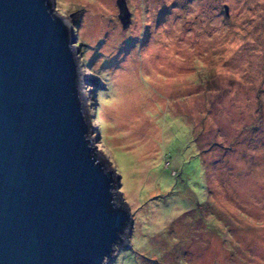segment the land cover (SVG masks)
Masks as SVG:
<instances>
[{
    "label": "rangeland",
    "instance_id": "rangeland-1",
    "mask_svg": "<svg viewBox=\"0 0 264 264\" xmlns=\"http://www.w3.org/2000/svg\"><path fill=\"white\" fill-rule=\"evenodd\" d=\"M56 0L134 224L111 264H264V0Z\"/></svg>",
    "mask_w": 264,
    "mask_h": 264
},
{
    "label": "water",
    "instance_id": "water-1",
    "mask_svg": "<svg viewBox=\"0 0 264 264\" xmlns=\"http://www.w3.org/2000/svg\"><path fill=\"white\" fill-rule=\"evenodd\" d=\"M117 5L126 30L131 14ZM57 6L0 0V264H111L134 224Z\"/></svg>",
    "mask_w": 264,
    "mask_h": 264
},
{
    "label": "trees",
    "instance_id": "trees-1",
    "mask_svg": "<svg viewBox=\"0 0 264 264\" xmlns=\"http://www.w3.org/2000/svg\"><path fill=\"white\" fill-rule=\"evenodd\" d=\"M117 201L120 202L121 200L117 197Z\"/></svg>",
    "mask_w": 264,
    "mask_h": 264
}]
</instances>
